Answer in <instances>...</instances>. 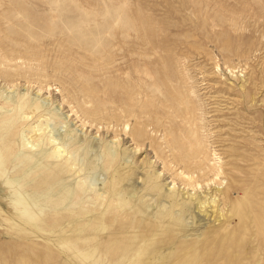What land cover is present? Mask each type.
Returning a JSON list of instances; mask_svg holds the SVG:
<instances>
[{
	"label": "rangeland",
	"instance_id": "374dc122",
	"mask_svg": "<svg viewBox=\"0 0 264 264\" xmlns=\"http://www.w3.org/2000/svg\"><path fill=\"white\" fill-rule=\"evenodd\" d=\"M9 152L0 264H116L224 228L264 264V0H0Z\"/></svg>",
	"mask_w": 264,
	"mask_h": 264
},
{
	"label": "bare ground",
	"instance_id": "6f19581e",
	"mask_svg": "<svg viewBox=\"0 0 264 264\" xmlns=\"http://www.w3.org/2000/svg\"><path fill=\"white\" fill-rule=\"evenodd\" d=\"M36 128L40 131L42 125H37ZM54 140L56 139L54 138ZM64 152L67 151L66 147L62 145V142L54 144L53 154L59 155ZM10 155L11 153L9 152L6 158L1 159L0 169L2 171L5 169L4 164ZM215 159V166L220 169V159ZM68 160L66 158L65 161L68 162ZM233 174H235L234 170H231V175ZM45 176L49 175L46 174ZM218 176L219 174H216V177ZM94 181L98 182L99 178L97 176L94 177ZM196 187L199 188L200 186L197 185ZM94 195L96 199L100 197L98 192H95ZM212 202L214 203L216 201L213 200ZM224 202L229 207L227 213L230 212L232 217L225 218L226 216L223 215V212H220V217L227 219L225 222L227 225H230L233 221L236 223L240 222L238 210L240 201L238 199L232 200L231 193L227 192L224 194ZM202 213L204 211H201ZM261 228L264 234V224ZM233 230L234 228H231V230L224 228L222 234H220L221 231L217 232L219 233L217 234V238L210 237L197 248H194L195 245L190 246L178 241V231L169 240L159 239L160 233H156L149 238H139L131 242L114 259L116 264H221L219 262H223L222 264H240L242 258L250 261L251 257L248 254L253 250L251 241L247 239L244 243H238L234 236L236 233ZM263 234L261 231L260 241H263ZM247 264H253V261Z\"/></svg>",
	"mask_w": 264,
	"mask_h": 264
}]
</instances>
